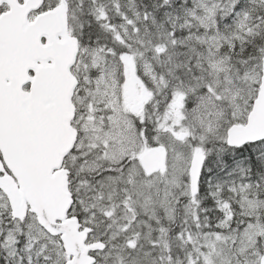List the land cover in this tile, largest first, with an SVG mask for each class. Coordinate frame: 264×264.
<instances>
[{
    "label": "snow or ice",
    "instance_id": "obj_1",
    "mask_svg": "<svg viewBox=\"0 0 264 264\" xmlns=\"http://www.w3.org/2000/svg\"><path fill=\"white\" fill-rule=\"evenodd\" d=\"M0 264H264V0H0Z\"/></svg>",
    "mask_w": 264,
    "mask_h": 264
}]
</instances>
